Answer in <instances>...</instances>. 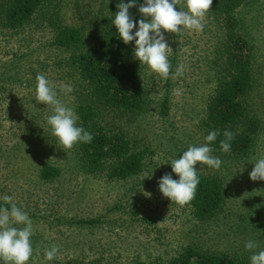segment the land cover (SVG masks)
Masks as SVG:
<instances>
[{"label": "rangeland", "instance_id": "1", "mask_svg": "<svg viewBox=\"0 0 264 264\" xmlns=\"http://www.w3.org/2000/svg\"><path fill=\"white\" fill-rule=\"evenodd\" d=\"M105 1L51 0L26 29L0 28V200L12 196V203L33 221L36 251L30 264L151 263L169 261L187 247L228 251L250 261L248 240L258 241L264 249V238L254 230L264 225V180L249 176L255 160L264 157V0L239 12L257 47L255 84L247 102L260 130L247 157L233 158L214 150L212 154L223 162L220 169L197 165L198 174L217 177L226 192L222 212L203 221L190 208L171 204L158 181L165 173L173 175L168 165L173 159L190 145L204 143L207 136L201 120L217 84L222 43L221 29L210 11L202 32L165 33L170 71L182 65V76L163 79L143 68L147 109L138 114H104L137 148L147 151L142 174L116 180L104 173H88L74 149H61L52 135L47 123L52 106L36 101V77L44 74L58 99L76 111L72 93L61 91L64 85L74 86V53L55 47L53 37L58 26L79 28L86 45L91 43L102 28ZM143 2L138 0L129 10L136 21L142 18ZM167 93L170 113L164 117L160 106ZM43 164L59 168L60 176L43 179ZM93 219L100 222L78 223ZM53 245L59 253L48 261L44 249Z\"/></svg>", "mask_w": 264, "mask_h": 264}, {"label": "trees", "instance_id": "2", "mask_svg": "<svg viewBox=\"0 0 264 264\" xmlns=\"http://www.w3.org/2000/svg\"><path fill=\"white\" fill-rule=\"evenodd\" d=\"M51 0H0V28L19 32L30 26ZM256 0H213L210 13L221 29L222 43L218 52L215 73L218 80L214 92L206 102L201 120L206 135L217 130L219 135L211 147L220 151L219 141L224 131L233 133L231 150L233 158H244L254 146L260 130L258 118L250 112L247 98L255 84L256 52L253 36L244 29L239 17L242 8ZM121 0H106L102 28L86 45L84 33L79 28L58 26L53 45L65 51H73L72 66L75 82L72 92L78 126L92 133L91 143H78L73 149L83 168L92 174H107L109 178L124 180L138 176L144 171L147 151L135 146L120 130L109 123L104 114H138L147 109V95L143 68L133 56L135 42L124 44L117 29L111 24L117 5ZM128 3L129 0H124ZM135 31V29L133 30ZM220 61V62H219ZM170 113L169 94L161 102L160 114ZM43 179L60 176L59 168L50 164L41 167ZM200 177L195 198L183 205L203 221L218 216L226 202L223 182L217 177ZM173 178L178 179L173 173ZM0 205L9 206L0 200ZM99 220L79 221L94 225ZM264 238V225L255 227ZM244 232V229H240ZM131 264H251L248 258L228 251H204L198 247L184 248L169 261L145 262L136 260Z\"/></svg>", "mask_w": 264, "mask_h": 264}, {"label": "clouds", "instance_id": "3", "mask_svg": "<svg viewBox=\"0 0 264 264\" xmlns=\"http://www.w3.org/2000/svg\"><path fill=\"white\" fill-rule=\"evenodd\" d=\"M138 0H124L117 5L111 24L117 29L119 39L124 44L135 42L134 58L139 61L140 68L148 74H155L167 79H176L183 75V66H178L171 72L168 58L170 46L165 39V33H180L184 30L202 32L204 19L210 11L213 0H144L139 6L142 18L139 21L130 15V9L137 5ZM135 29V31H133ZM36 101L46 106H52L53 114L47 117L51 133L57 138L61 149L71 150L78 143H91L93 135L82 126H78V116L73 107L66 106L58 99L57 91L44 74L36 77ZM61 91L71 94L74 89L71 84L64 85ZM219 133L212 130L199 145H190L179 158L171 161L172 173H165L158 181L162 195L172 203L183 206L195 198L200 177L197 165H206L212 169H220L222 160L213 155L211 145L217 140ZM224 139L219 141L220 151L228 153L231 150L233 133L225 130ZM254 168L249 173L253 181L264 180V157L255 160ZM147 193V192H145ZM144 193V195H145ZM148 197L151 196L147 193ZM146 196V195H145ZM4 201L10 205H0V264H30L34 256L33 221L27 211L12 203V196H4ZM245 249L251 252V264H264V249L259 248V242L248 240ZM257 249H259L257 251ZM59 253L56 245L44 249V257L53 261Z\"/></svg>", "mask_w": 264, "mask_h": 264}]
</instances>
